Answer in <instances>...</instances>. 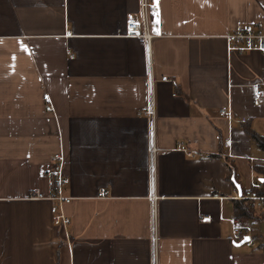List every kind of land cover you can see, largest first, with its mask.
<instances>
[{
  "label": "crops",
  "instance_id": "crops-1",
  "mask_svg": "<svg viewBox=\"0 0 264 264\" xmlns=\"http://www.w3.org/2000/svg\"><path fill=\"white\" fill-rule=\"evenodd\" d=\"M139 11L140 0H0V264H153L154 253L157 264H264L231 222L236 195L262 180L246 127L264 136L252 90L264 89V53H229L225 39L264 27V0H161L150 49L124 36ZM58 153L66 227L51 202L28 200L49 193Z\"/></svg>",
  "mask_w": 264,
  "mask_h": 264
},
{
  "label": "built area",
  "instance_id": "built-area-1",
  "mask_svg": "<svg viewBox=\"0 0 264 264\" xmlns=\"http://www.w3.org/2000/svg\"><path fill=\"white\" fill-rule=\"evenodd\" d=\"M160 2L161 0H140L139 18L132 19L127 22L124 36L127 38H140L144 40L148 49H150L152 41L162 35ZM225 39L229 53H264V27L262 24H241L233 32L228 34ZM71 57L73 58L72 54ZM149 78L151 96L152 87L155 86V80L150 75ZM160 81L171 82L173 85L177 84L176 81H171L166 77L161 78ZM252 90L254 105L258 106L264 99V89L260 83H256L252 86ZM44 100L46 102V111H52L53 107L50 104V98L48 94L44 95ZM142 114L150 119H153L155 115L154 105H150L148 110L144 111ZM220 116L230 121L233 117V114L228 107H224L220 111ZM243 123H247V120H243ZM154 132L155 131L152 130V136ZM227 145L228 147H231L230 142ZM183 150L188 151L185 148ZM156 151L157 149L155 148L153 140L151 149L153 157ZM188 156L193 158L194 154L192 152H188ZM50 162V169L44 173V176L49 180L50 183L49 193L44 194L38 190L32 191L28 196V200L51 202V213L54 218V224L58 227H66L70 224V219L61 212V209L63 205L70 204L73 200L72 197H68L64 194L65 188L70 184V178L65 174L66 161L63 154L58 153L51 157ZM261 189L262 184L257 183L245 193L237 194L236 198L246 202L247 206L253 211L261 213L264 211V196L259 194ZM98 197L108 198V193L106 190H100ZM202 221L208 222L210 221V218H202ZM231 222L233 225L232 239L235 242L244 243V245L248 248L257 247V242H259L257 231L249 220L234 218ZM153 264H157L155 253L153 257Z\"/></svg>",
  "mask_w": 264,
  "mask_h": 264
},
{
  "label": "trees",
  "instance_id": "trees-1",
  "mask_svg": "<svg viewBox=\"0 0 264 264\" xmlns=\"http://www.w3.org/2000/svg\"><path fill=\"white\" fill-rule=\"evenodd\" d=\"M247 132L250 134L251 138L253 141L256 143V145L264 151V136H260L257 134L250 126L246 127ZM228 166L231 170V176L230 180L233 182V184L237 187L239 186V180H238V173L236 172L234 166L229 162ZM255 171L257 174L260 175L261 177V184H262V189L259 191V194L264 196V167H256ZM235 212L237 218H246L249 219L250 221H255L259 223H264V211L261 213H257L256 211H253L250 209L246 202L237 200L235 202ZM261 249L264 252V242L261 243Z\"/></svg>",
  "mask_w": 264,
  "mask_h": 264
},
{
  "label": "rangeland",
  "instance_id": "rangeland-1",
  "mask_svg": "<svg viewBox=\"0 0 264 264\" xmlns=\"http://www.w3.org/2000/svg\"><path fill=\"white\" fill-rule=\"evenodd\" d=\"M257 228H260V229H261V234L264 236V223H262V224H258V225H257ZM259 242H260V243H263V242H264V237H263V239L261 238V239L259 240Z\"/></svg>",
  "mask_w": 264,
  "mask_h": 264
},
{
  "label": "water",
  "instance_id": "water-1",
  "mask_svg": "<svg viewBox=\"0 0 264 264\" xmlns=\"http://www.w3.org/2000/svg\"><path fill=\"white\" fill-rule=\"evenodd\" d=\"M246 241H248V240H246ZM242 244H244V243H242Z\"/></svg>",
  "mask_w": 264,
  "mask_h": 264
}]
</instances>
